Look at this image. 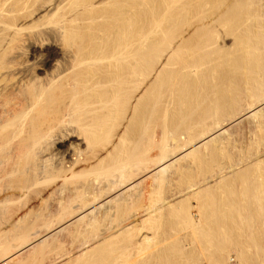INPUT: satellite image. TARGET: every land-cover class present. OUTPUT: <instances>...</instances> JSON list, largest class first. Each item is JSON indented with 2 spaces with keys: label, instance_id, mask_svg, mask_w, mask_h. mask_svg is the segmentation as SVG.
I'll use <instances>...</instances> for the list:
<instances>
[{
  "label": "rangeland",
  "instance_id": "obj_1",
  "mask_svg": "<svg viewBox=\"0 0 264 264\" xmlns=\"http://www.w3.org/2000/svg\"><path fill=\"white\" fill-rule=\"evenodd\" d=\"M72 1L62 2L65 17L77 6ZM108 1L94 0L95 3H90L94 4L91 8H88V3L85 7L88 9L82 16L87 21L67 24L77 31L82 27L79 28V39L91 42V46L95 42L90 35L100 34L103 40L99 39L101 44L98 41V45L102 49H105L107 40L101 30L108 21L103 15L112 8L109 4L113 0L111 3ZM131 1V5L136 2L132 5L135 18H132L133 36L136 38L132 40L134 63L140 60V55L146 59L140 62L141 68H136L131 77V106L125 110L129 109L128 113L121 111L116 115L118 117L114 115L108 119L103 116L105 111H100L98 116L95 114L94 121L90 113V117L77 113L69 118L68 126L80 128L85 139V145L78 152L79 166L75 169L81 171L64 180L61 175L71 172L52 168V173L47 171L45 180L28 196L25 191L21 195L19 186L28 178L25 170L28 167L27 155L22 146L29 132L45 128L44 120L58 115L69 104L67 96H55L61 80H58V86L56 81V85L50 88L52 93L49 90L51 94L42 100L46 102L39 103L27 114L22 132L9 140L8 150L13 153H5L6 157L10 155L7 158L11 163L6 170L5 186L11 191L7 202L2 201L0 195V251H4L3 254L10 251V255L17 252V247H24L21 244H30L31 236H37V239L31 245L33 248H26L5 264H54L56 253L63 258L60 264H264V111L258 117L243 118L225 127L228 130L219 135V139L217 137L218 143L216 140L214 145L209 142L211 146L207 144V148H199L197 155H191L194 159L189 156L175 161L163 175L145 179L138 176L145 165L149 169L156 167L155 161L158 160L155 159L161 154L162 146L175 152L187 141L195 143L199 133L203 134L214 123L219 121L226 126L230 119H237L246 112L247 106L257 102V97L258 100L264 99V32L261 31L264 29V0ZM55 17V20L59 18ZM93 18L98 20L97 26ZM261 33L262 36L259 35ZM0 38V49H3L9 37L4 35ZM86 43L84 46L82 43V47L86 48ZM73 44L75 47L78 43ZM87 66L83 65V68ZM90 66L86 70H90ZM135 66L140 67L139 64ZM106 89L101 88L100 91ZM78 99L82 104L85 95ZM40 104L46 108L45 111L48 110L49 119L47 113L39 112V108L43 109ZM83 105L80 112L85 113L89 107ZM110 105L112 110L115 108L113 111H119V105ZM213 111L218 112L215 115ZM86 123L92 124L84 127ZM111 157L118 161L114 163V172L108 166ZM140 161L143 169L139 168ZM132 167L139 172L133 171V174L130 171ZM126 170L130 174L132 172V176L137 175L141 182L136 181V186L126 192L127 196L124 193V197L120 195L112 200V204L107 203L109 210L104 208L105 204L97 209L96 214L94 211L82 221L73 222L75 220L68 218L66 222L67 215L62 208L68 205V198L72 201L78 197L79 200L84 196L90 198L93 188L119 180V175L121 177ZM0 176L1 188L2 169ZM76 186L79 190L75 189ZM78 191L84 194L76 195ZM28 197L34 200L27 202L25 213L21 211L24 218L17 221L7 214L6 208L17 207L19 203L24 207ZM71 204L74 205L73 202ZM12 208L8 211H14ZM92 215L97 217L91 218ZM61 217V222L65 220L63 226L55 227V230L50 228L53 230L47 233L45 225L60 224ZM36 230L47 235L38 236ZM68 231H75L78 236L82 234L77 238V244L89 241L90 247L82 251L84 256L76 258L79 253L72 248V253H69L72 255H68L69 258L64 256L70 247L66 236ZM20 237L22 242L29 240L28 243H21ZM144 237L148 238V243ZM92 246L95 248L88 251Z\"/></svg>",
  "mask_w": 264,
  "mask_h": 264
},
{
  "label": "bare ground",
  "instance_id": "obj_2",
  "mask_svg": "<svg viewBox=\"0 0 264 264\" xmlns=\"http://www.w3.org/2000/svg\"><path fill=\"white\" fill-rule=\"evenodd\" d=\"M73 1L75 3L74 6H76V5L77 6L74 9L72 8L73 9L72 11L70 10V14L68 17H65V14H62V8L64 7L63 6L64 4L62 3L63 0H0V37H2L4 35L9 37L7 44L4 45L5 47H3V49L2 48L0 49V170L2 169V184H1V188H0V195H2V201H4V202H7L8 199H10L9 196H10V191H11L8 186H5V181L7 179L6 170L11 164L9 159L7 158L10 155H7V157H6V154L12 152L10 149L8 150V148L10 147L8 145L9 140H11L14 135L22 132V123H23L25 117L27 116V114H29V112L32 110V108H35L39 103L46 102V101H42V100L44 99V97L47 94L52 93V90H50V88L53 87V85H56L58 83V80L62 81L61 86H59L60 89L59 88L57 89V87H56L57 93L53 92V94L55 95V93H56L55 96L57 98H59V97L65 98L67 96L69 98V104L67 105V108L61 110V112L58 115L52 116L53 115L52 114L51 115L52 117L50 119H49L50 116L48 117V113H49L48 110L45 111L46 108H44V106H42V104H40V106L43 107V109L39 108L40 109L39 112L40 113H44V112L47 113L46 116L48 117L49 120H46L47 118L46 119L44 118L45 119L44 121L46 122V124L45 125L43 124V125L45 128L40 129V130L35 128V130L29 132V134H28L29 137L25 141L24 145L22 146L23 148H25V151L24 150H22V151L24 153L26 152V155H27L26 156V164L28 167L26 166L27 169H25V170L28 173V178L22 182L23 183L22 186L21 185L19 186V187H21L20 190H22L21 195H23V191H25L27 194L26 196H28L32 192V190L34 188H36V186H38V184L40 182H43L45 180L44 178L47 176L46 172L47 171L51 172L52 168L57 169L59 171L60 170L70 171L71 174H66L65 172L64 173L62 172L63 174L61 176L64 180H67V179H70L71 177H74V175L76 173H79L81 171V170L76 171L75 169L79 166L78 152H80V147L85 145V139L82 136L83 131H80V128H73V127L68 126V121H69L70 117L74 116L77 113L81 114V115H85V114L90 113V114H92L90 116L93 117L92 120L94 121L95 114L98 116V114H97L98 112H100V111L104 112L105 111L103 116L105 115L108 119H110L114 115L115 116L120 115L121 111L125 112V110L128 107L130 108V106H131V104H129V103H131L130 102L131 101V95H130L131 79L133 78L132 76L135 72V69L141 68L140 62L142 63V61L145 58L144 56L140 55L139 56L140 60H138V61H136V63H134V54H133L132 42L135 41L136 38L133 36V27L134 26H133L132 18L134 16L132 15V11H133L132 5L136 4V2L133 0L134 4L132 3V5H131V2H132L131 0H113L114 2L112 1V4H109V3H111L110 2L111 0L108 1L109 2L108 4L112 5V8L110 7L109 11L107 13L105 11H103L106 13V15L104 14L103 17L106 16L107 18L106 17L105 18H106V20L108 19V21H107V25L106 26L103 25L104 28L102 30L100 29L101 31L104 32V34L106 36L105 39L107 40L106 44L104 42V44L106 45L105 49L104 48L102 49L99 46L101 44L100 40H103V37H102V39H100L101 38V37H99L100 34L97 33L98 31H100L99 29H97L98 31L96 32L98 35L94 34V33H92L93 35H90L91 33L89 34L91 37H93L94 40L91 38L93 40V42H95L91 46V42L87 41V43H86V41L79 39L81 37V35H79V31L81 29L79 30V28H82V27H79L78 31H77L76 30L77 28H70L71 26L67 25L70 22H75L78 20L80 21V23L87 21L82 16H84V14L86 12L85 10H87L89 7L91 8V6L94 5V4L93 5L90 4L91 2L95 3L94 0L91 1L90 3H89L90 0H73ZM73 1H72V3H73ZM88 3L90 4V6H88V8H85V7H87L86 5H89ZM56 14H58L57 16L59 18L55 20V19H53V17H55ZM66 14H68V13H66ZM262 14L264 15L263 8H262ZM95 15L96 14H93V16H95ZM63 17H65V18H63ZM96 17H98V16H96ZM133 19H135V18H133ZM81 20H84V21L82 22ZM96 20L97 19H94L93 23L95 22V24H96V22L98 21V20L97 21ZM79 21L75 22V23L78 24ZM85 25H86V23H85ZM97 25L98 24H96V26ZM262 26L264 27V25H262ZM74 27H76V25ZM99 27H100V25H99ZM263 27H261V28H263ZM93 29H95V28H93ZM83 30H84V28H83ZM83 30H82V32H83ZM95 30H93V32H95ZM261 31L264 32V29ZM262 33L259 35L262 36L263 35ZM80 34H81V31H80ZM90 36H89V38H90ZM91 39L87 38V40H91ZM83 41L86 43L87 47L90 46V48L87 49L86 45H85L86 48L82 47V43H83V46L85 44ZM98 41L100 42L99 45H98ZM262 41H264V40H262ZM73 42L78 43V44H76L77 46L74 47ZM88 43H90V45ZM104 44H103V46H104ZM101 47H102V45H101ZM138 64L140 67L135 66ZM83 65H85V67H86V65H88V66L91 65L90 70H86L87 68H89L88 66L86 69H84L85 67L83 68ZM141 65H144V64H141ZM91 67L93 69H91ZM183 69H184V67H183ZM84 74H86V75H84ZM83 76H86L87 78L86 77L84 78ZM80 77H82L81 79L83 80L82 81L81 79H79L82 81L81 83L78 80V78H80ZM55 82H56V84H55ZM183 83H182V85H183ZM57 86H58V84H57ZM101 88L102 89L108 88L110 91L108 89H106L109 92L105 93L106 90L100 91ZM49 90L51 91V93L48 92ZM184 90H186V89H184ZM83 94L85 95V99L82 100V104L84 103V105H87L89 107L88 111H86L85 113L83 112L84 114L82 112H80L82 109V107H81L82 104L80 101H78L79 100L78 97L83 95ZM252 95H254V94H252ZM255 101H256V99H255ZM112 103L119 105L118 106L119 111H117V110L113 111L115 108L112 110L113 107L110 105ZM109 105H110V107H109ZM247 107L248 108H247V110L245 109L246 112L243 115L239 116L237 119L235 118L234 120L230 119V121L227 123L226 126L223 124V122L220 123L217 120L219 123L218 122L214 123L215 125L212 126L211 128L209 127V129L206 132L203 131V134H201V133H199L200 135L198 134L199 135V136H197L198 138L196 137L197 141L194 139V141H196L195 143L192 142V140H191V142L190 141H187V143L184 142L185 145L179 146L177 148L178 150L175 152L170 151L168 149V147H166V146H162V150H160L161 154H159V157L157 159H155V160H158V162L155 161L156 164L152 162L153 165L154 164L156 165V167L153 166L152 168L149 169V168H147L148 166L145 165L146 168L143 169L144 166H141V161H140L139 162V165H140L139 168L143 169V170L141 172H139V169L137 170L139 172L138 176L140 177V179H145L147 177H152V176L156 177L159 175H163L164 173L167 172L169 166L171 164L175 163V161H178L181 158L183 160L184 159L183 157L189 158V156L191 157V155H195V154L197 155L196 151H199L198 150L199 148L206 146L209 142H210V144H212V142H213V145H214V142L217 140V137L219 135L221 136L222 133L224 134V132H226L228 130V129L226 130L225 127L230 126L233 123L235 124V122L240 121L243 118L258 117L259 114L263 113L262 111H264L263 110L264 99L261 98L260 100H258V97H257V102L251 103ZM213 112L215 113V111H213ZM216 113H215V115H216ZM239 115H240V113H239ZM88 116H89V114H88ZM116 117H118V116H116ZM96 118H98V117H96ZM91 124L86 123L83 126L86 127V126L91 125ZM37 127H39V126H37ZM164 137H166V135H164ZM120 138H118V139H120ZM219 138L220 137H218V139ZM222 138H223V136H222ZM163 140H162V142H163ZM212 140H214V141H212ZM218 141L219 140H217V143H218ZM160 144H162V143H160ZM163 145H165V143ZM209 146H211V145H209ZM13 148H15V147H13ZM206 148H207V146H206ZM8 151H11V152H8ZM127 153L129 154V152H127ZM126 158H128V157L126 156ZM191 158L194 159L195 157L193 158V156H192ZM115 161H117L115 159V157H111L109 159V163H108V166L110 165V169L113 172L116 171L115 164H114ZM50 162H51V164H50ZM136 164H138V163H136ZM136 164H135V166H136ZM52 165H54V166H52ZM133 165L129 164V166H133ZM139 165H137V166H139ZM147 165H149V164H147ZM135 166H133V167H135ZM126 167H128V166L126 165ZM133 167H132V170H130V171L135 172V170L137 168L135 170H133L134 169ZM110 169L108 171H110ZM122 169L120 171H122ZM124 169H128V168L124 167ZM129 169H131V168H129ZM57 170H55V171L59 172ZM126 171L125 172L127 174L124 173L121 175V177L119 175V178H120L119 180L109 181V183L106 182V184H104L101 187L97 186L96 188H93V191L91 192V195H90L91 197L89 198V196L88 197L86 196L88 199H86V197L84 196V198H81V200H79L78 199L79 197H78L77 199L79 201L77 202V199H76V201L75 200L72 201L70 198H68V200H67L68 205H65V206L63 205V208H62V209H64V213H66V215L68 216V217L64 216L66 219V222L68 223L69 220H75L73 222L82 221L83 218H85V217L88 218V215H91L92 212L95 211V213H93V214H96L97 209L100 210L99 208L104 207L105 204L108 207L105 205L106 207H104V208L108 209L109 204H107V203H111L112 200L117 199L118 196L119 197H120V195L123 196L124 193H125L124 196H127L128 195L127 193L130 191V189H133V187L136 186L135 183H136V181H138L137 178H139V177L137 175L132 176V172L130 174L129 173L130 171H128V170H126ZM137 171L135 172L136 174L138 173ZM146 171H148V172H146ZM113 172H112V174H113ZM134 172H133V174H134ZM144 173H146V174H144ZM48 175L51 176L50 174H48ZM52 175H55V174L53 173ZM56 175H58V174H56ZM69 175H70V177H68ZM0 178H1V176H0ZM47 179H48V177H47ZM138 182H137V185H138ZM139 183H141V182H139ZM77 187L78 186L75 187L76 190L78 189ZM142 191H143V189H142ZM78 193L79 194H76V195H83L84 194V193L81 194L79 191H78ZM194 195H196V193H194ZM69 197H70V195H69ZM123 197L121 198L122 200L124 199ZM28 198H29V200H28ZM28 198H27L28 201H25V204H24L25 206L24 207L22 206L23 208L21 207V205L19 203L20 207H19V205H17V207L15 206L14 208L11 207L12 210L14 209V211H12V212H10L11 210L8 211V209H11V208H6L7 210L5 209V211H7V214L9 213V216L11 215L12 217H15V219H17V221H20V219H22V217H23L22 212L24 211V209L26 208L28 203H31L30 201L34 200L33 197H28ZM131 200H132V197H131ZM71 202H73L74 205H72ZM108 210H106V211H108ZM111 210H112V208L110 209V211ZM27 212H29V211H27ZM2 213L5 214V212H2ZM23 213H25V211ZM154 214H155V212H154ZM97 215H98V213H97ZM97 215H96V217H97ZM26 216H27V214H26ZM148 216H150V215H148ZM92 217L96 218L95 215H92L91 218ZM68 218H69V220H68ZM57 219H59V218H57ZM61 220H62V217L60 219V224L56 223L57 226H55L56 224L52 225L51 224L52 221L50 222L51 226L45 225V226H47V227H45L43 225L46 228V230L44 229V227L42 230H45L47 233H49L50 231L53 230V229L51 230L50 228H54V230H55L57 227L63 226L65 220H64V222H61ZM150 220H148V221H150ZM57 222H59V220ZM87 223H89V221ZM87 223H86V225H87ZM69 225H71V224H69ZM88 225H90V227H91L90 223ZM48 226H49V228H48ZM136 229H138V228H136ZM39 230L42 231L41 229H39ZM40 231H37V233L39 234ZM45 231H43V232H45ZM34 233H36V232H34ZM47 233L46 234L41 233V234L47 235ZM57 233H58V231H57ZM67 233L68 234L67 235L65 234V235L68 236L69 242H67V243H68V246H70L69 249L70 248H72V250L77 249L76 252L79 253V255H77L76 258L84 256V252H82V251H87L85 249L90 247V246H88L89 241L83 243L82 240H80V242H82V243L77 244L76 240L82 234L78 233L79 234V236H78V235H76L77 232L75 233V231L74 232L68 231ZM41 234H39L38 236H40ZM24 235H27V233ZM24 238H25V236L23 237V239ZM26 238H27V236H26ZM39 238H38V240H39ZM144 238L146 239L147 237H144ZM144 238L142 240L145 242ZM31 239H32V241L33 240L34 241L33 242L29 241ZM36 239H37V236H36V238H34V236H31V238L28 240L31 243L28 245L21 244L22 246L24 245V247H21V245H20L21 249H19L16 245H14L17 247L18 250L15 253H12V254L10 253V255H9L10 251H8V252L5 251L6 252L5 254H3L4 251L3 252L0 251V264H5L6 262L15 259V257L18 254H20V252H22L26 248L30 247L31 245H33L35 243ZM147 239H146V243L149 242V240H147ZM190 239H191V237H190ZM20 240H21V243L24 242V241L22 242L21 237H20ZM56 240H54V241H56ZM28 241L27 242L25 241L24 243H28ZM78 241H79V239H78ZM192 243H194V240ZM208 243H211V242H209V240H208ZM65 245H66V242H65ZM59 246H60V244H59ZM94 248L95 247L92 246L90 249H88V251L91 249H94ZM28 249L26 251H28ZM68 250H67V252H65V255L63 254L64 256H66V258H69L68 255H70V256L72 255V254H69L70 252L72 253V250L70 249L69 252H68ZM141 251H143V250H141ZM73 252L75 253V251H73ZM55 255H54L55 257L53 258L54 264H60V261L63 258L60 257L61 255H59V254L57 255V253ZM74 255H76V254H74ZM68 263H69V261H68Z\"/></svg>",
  "mask_w": 264,
  "mask_h": 264
}]
</instances>
